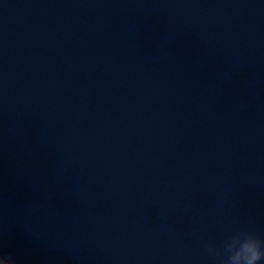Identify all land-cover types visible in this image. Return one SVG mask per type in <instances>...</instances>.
<instances>
[{
  "label": "clouds",
  "instance_id": "1",
  "mask_svg": "<svg viewBox=\"0 0 264 264\" xmlns=\"http://www.w3.org/2000/svg\"><path fill=\"white\" fill-rule=\"evenodd\" d=\"M204 254L217 264H264V236L254 230H237L217 244L205 245ZM0 264H17L11 254L0 252Z\"/></svg>",
  "mask_w": 264,
  "mask_h": 264
}]
</instances>
